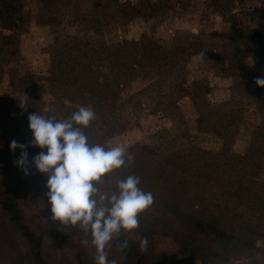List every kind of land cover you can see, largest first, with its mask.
I'll return each instance as SVG.
<instances>
[{
	"label": "rangeland",
	"instance_id": "1",
	"mask_svg": "<svg viewBox=\"0 0 264 264\" xmlns=\"http://www.w3.org/2000/svg\"><path fill=\"white\" fill-rule=\"evenodd\" d=\"M141 1L158 4V11L149 13L147 17L137 16L130 19L121 27L106 24L103 38L92 34L94 28L89 18L98 11L99 5L115 9L119 3L134 5ZM21 2L24 13L29 17L28 24L24 31L20 32L17 41L19 54L12 57L10 47L8 50L4 48V51L9 53L7 57L0 56V184L18 189L17 199L27 222L37 235L43 237L44 255L51 264H74L76 252L74 248L63 245L54 238L53 233L62 230V226L51 219L44 195L45 177L32 165V158L41 149L37 147L36 154L26 151L25 167L28 172L25 174L16 164L21 149L10 150L9 144L13 140L19 144L24 142L23 135L28 136L30 133L27 120L29 114L37 112L44 117L61 119L69 118L72 112L77 110L80 105L70 102L68 99L71 95L67 93V87L75 79L76 73L73 71L81 69V73H84L83 69L84 77L92 76L91 80L95 77L105 87L107 82H111L109 89L116 92V97L105 110L112 122H105L110 123L112 127L115 122L128 121L126 130L116 134L107 133L102 126L103 118L99 113H95L94 120L84 134L92 144L99 143L106 147L116 144L123 146L125 162L128 156L132 161L141 147L148 149L150 156L156 160L165 163L169 161L170 164L178 163V167H181L183 162L202 165L203 160L199 154L202 151L212 153L213 156L229 151L242 159L246 153L262 146L263 140L258 133L264 128V88H258L254 83L255 78L248 76L258 64L259 57L247 45L242 44L236 49V46L228 43L224 35L230 30L232 17H236L244 26L264 33V0ZM0 33L6 37L11 35L3 30H0ZM144 38L148 39L146 43L154 41L174 53H187L180 55L176 61L173 58L176 63L172 62V66L178 64L174 72L176 76L170 78L160 74L163 69L169 72L173 70L169 68L170 65L159 59L145 58L141 48L140 52L128 61L136 62V69L127 71L120 68L117 73L112 70L107 58H94L91 55L79 54L78 49L76 50L83 47L84 43L97 46L104 41V44L111 47L125 41L140 43ZM82 65L88 68L89 73H86ZM140 65L145 66L147 76L140 73ZM98 72L102 73L97 74ZM134 73L138 74L134 76ZM182 76L186 79L187 86L200 81L206 83L207 93L203 94L201 99H204L207 107L215 109L212 114L204 115L206 107H203L201 99L196 105L188 97L176 102L174 114L163 115L154 111L159 90L158 87L150 89L148 86L159 82L163 90H166L173 85L175 79ZM259 77H264V68ZM146 88L147 92H143V96L138 98L139 92ZM104 90L107 91L105 88ZM106 95L111 94L108 91ZM22 96L26 97L23 108L20 107L19 100ZM200 114L208 117L200 122ZM223 114L230 117L228 119L233 125L229 132L219 134L215 129L222 130ZM11 121L19 128L16 132L12 131ZM224 126H228V123ZM23 145L26 147L27 143ZM190 173L186 171L187 176ZM111 174L103 179L102 186L114 187L115 180L120 179L116 171ZM253 178L256 183L255 193L260 198L264 193V170L255 169ZM237 180V177L231 176L229 185L232 188L238 187ZM249 181L251 179L247 178V185H250ZM204 189L207 197L217 195L213 201L215 205L221 206L225 203L223 189L202 187L201 191ZM242 198L243 200L238 202L235 198L232 213L228 215L232 219V214L241 216V221L247 223L256 235H251L252 239L248 245L247 242L244 245L241 240L247 241L249 233L246 237L239 236L235 249L227 260L220 261L216 257L214 264H264V213L257 209L254 198H247L244 194L241 195ZM260 201L259 199L258 203ZM146 210L149 214H160L162 217L167 214L161 213V207L155 203ZM157 224L162 227V223ZM159 225L155 228L157 232L161 229ZM9 226L0 211V238L3 240L0 243V264H15L16 260L13 259L27 254V247L18 233L13 232ZM129 237L133 241H140L141 238L133 232ZM152 238L161 260L159 264H180L179 248L173 237L159 233L152 234ZM86 251L90 256L95 255V248L90 243ZM218 251L222 254V251ZM105 252L109 260H114L118 255L110 246L106 247Z\"/></svg>",
	"mask_w": 264,
	"mask_h": 264
},
{
	"label": "trees",
	"instance_id": "2",
	"mask_svg": "<svg viewBox=\"0 0 264 264\" xmlns=\"http://www.w3.org/2000/svg\"><path fill=\"white\" fill-rule=\"evenodd\" d=\"M158 6V4L146 1H141L134 5L119 3L115 9L103 8L102 5H99L97 7L98 11L89 18L92 23L91 26L94 28L92 34L100 35L103 38L104 26L106 24H113L118 27L124 26L126 21H130V19L137 16L147 17L149 13L153 14L158 11ZM23 10L21 0H0V30L11 33L8 37L0 33V56L7 57L9 53L8 51H4V48L8 50L10 47H12L10 54L12 57L19 54L17 41L19 40L20 32L24 31L28 24L29 17ZM224 38L230 45L236 46V49L242 44L247 45L249 49L258 55L259 62L249 72L248 76L255 79L259 77L261 70L264 68V33L251 29L249 26H244L236 17H232L230 30L224 35ZM146 40L148 39L144 38L140 43L125 41L111 47L104 44V41H101L102 44L97 46H91V44L86 43L83 44V47L76 45L79 48L73 46L76 50H79H77L79 54L91 55L94 58H107L110 60L108 62L115 73L120 68L127 71H130L132 68L136 69V62L128 63V61L130 58H134L141 48L145 58L147 57L151 60L159 59L170 65L169 68L173 70L169 72L163 69L160 71V74L170 78L176 76L174 72L178 68V64L172 66V62L178 60L180 55L187 53H184V51L174 53L172 50L164 49L162 46L157 45L154 41H150L151 43L148 42V44ZM173 58H175V61ZM1 61L6 60L1 59ZM82 66L84 67V65ZM84 68L87 73L88 68ZM161 69L162 66L159 67V70ZM142 70L145 71L142 72ZM73 72L76 74L74 75L75 79L67 87V93L71 95L68 100L78 106L90 105L94 113H99L103 118L102 126L106 129L107 133L116 134L126 130L128 121L115 122L112 124V127L110 123H106L112 122L109 114L105 113L106 107L110 106L114 100L113 98L116 97V92L109 89L111 82H107V87H105L95 77H93V80H91L92 76L84 77L85 71L83 69L82 72L84 73H81V69ZM101 73L98 72L97 74ZM140 73L144 76L148 75L145 66L140 65ZM134 74L136 76L138 73ZM148 87L150 89L158 87L157 90L159 91L156 95L157 100L154 111H159L163 115L174 114L176 102L183 97L191 98L193 103L197 105L199 103L198 100L202 98L203 94L207 93L206 90L208 88L203 81L194 82L190 86H187L186 79L183 76L175 79L173 85L166 90H163L159 82H153ZM147 88L140 91L137 97H142V93L147 92ZM108 91L113 97L106 95ZM87 96L90 97L87 98ZM202 101L203 107H206L203 111L204 115L212 114L215 109L207 107L204 99H201ZM232 114L233 110L231 111V120ZM204 115H199L200 122L206 120L208 117ZM222 116L223 123H228V126L225 127L223 124L221 126L222 130L215 129L219 134L229 132L230 127L233 125L231 120L229 121L230 117H227V114H223ZM63 119L66 118H61L60 120ZM11 126L13 132L19 129L13 121H11ZM82 131L85 133L86 128L82 129ZM258 136L263 140L262 146L253 152L246 153L242 159H239L238 156L233 155L229 151L225 153L219 152L215 156L207 151H202L199 153L203 160L202 165H199V163L186 164L185 162H181L182 166L178 167V163L170 164L168 163L169 161L167 163L158 161L153 156V158L150 156L148 149L139 148L136 151L135 158L130 162L127 160L125 165L116 172L119 174L120 179L129 174L137 176L140 181L139 187L144 191H150L153 196V203L161 207V213L167 214L165 217H162L159 216L160 214H149L145 210L138 215V227L136 229L129 232L121 231L106 246H110L111 249H115L118 253L114 259L116 264L161 263L159 254L156 252L155 240L152 238V234L158 235L160 233L173 237L179 248L180 264H197L198 262L214 264V258L216 257L220 261L227 260L232 251H234L235 242L239 236L246 237L249 233L247 241L241 240L244 245L246 242L248 245L250 239H252L251 235H256V232L247 223L241 221V216L232 214V219L228 213H232L235 198L236 202L243 200V198L241 199L242 194L247 196V198H254V204L257 206V209L264 213V193L261 194L262 197L260 198L255 193L256 183L253 178L255 169L264 170V128L259 130ZM22 138L24 142L20 144L27 143L25 151L36 154L37 147L30 144L31 133L28 136L23 135ZM254 167L256 168L254 169ZM179 170L181 171L179 172ZM186 171H190V175L187 176ZM231 176L238 178V187L232 188L229 185L231 184ZM110 177L112 178V174ZM247 178L251 179L249 181L250 185H247ZM202 187H220L223 189L222 196L225 203L221 206L215 205L213 201L217 195L207 197L205 189L201 191ZM234 189L236 191H232ZM18 192V189L15 187H7L0 184L1 214L7 224L10 225V229L18 233L21 241L27 247V254L25 256L23 254L21 257L17 256L13 261L16 260L15 264H51L44 255L43 237L37 235L27 222L22 206L17 199ZM259 199L261 200L260 203H258ZM158 222L162 223V227L157 224ZM158 225L161 227L160 232L155 231ZM61 226L62 230H57L53 233L54 238L57 242L75 249L74 264H94L95 255L90 256L86 251L88 244H81L82 240L89 239V237L78 227L66 224H61ZM0 231L2 232V229ZM132 232L136 233L137 237L147 238L148 243L146 247L142 249L139 245V240L133 241L130 239L129 235ZM1 239L2 237L0 238V243L3 241ZM122 244H125V246L122 247ZM218 250L222 251L223 256Z\"/></svg>",
	"mask_w": 264,
	"mask_h": 264
},
{
	"label": "clouds",
	"instance_id": "3",
	"mask_svg": "<svg viewBox=\"0 0 264 264\" xmlns=\"http://www.w3.org/2000/svg\"><path fill=\"white\" fill-rule=\"evenodd\" d=\"M254 83L264 88V77H257ZM25 98L19 97L21 108ZM94 118L90 105L79 106L63 120L29 114L30 144L41 149L32 158V165L45 177L44 195L51 219L78 227L89 237L81 244L90 243L95 248L94 264H116L107 258L106 246L121 231L138 227V215L152 205L153 196L139 187V178L132 174L116 179L114 187L102 186L106 176L125 165V149L119 144L106 147L89 143L82 129ZM24 147L15 140L9 144L10 150L21 149L16 164L27 174ZM127 159L131 161L130 156ZM147 243V238H140L142 249Z\"/></svg>",
	"mask_w": 264,
	"mask_h": 264
}]
</instances>
